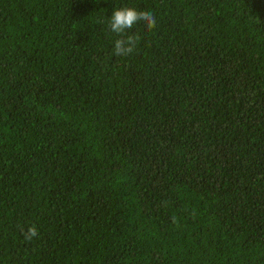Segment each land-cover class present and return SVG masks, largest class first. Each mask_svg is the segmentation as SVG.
<instances>
[{"label": "trees", "instance_id": "16d2710c", "mask_svg": "<svg viewBox=\"0 0 264 264\" xmlns=\"http://www.w3.org/2000/svg\"><path fill=\"white\" fill-rule=\"evenodd\" d=\"M0 264H264V0H0Z\"/></svg>", "mask_w": 264, "mask_h": 264}, {"label": "clouds", "instance_id": "9594fccd", "mask_svg": "<svg viewBox=\"0 0 264 264\" xmlns=\"http://www.w3.org/2000/svg\"><path fill=\"white\" fill-rule=\"evenodd\" d=\"M138 23H143L151 31L157 26V18L153 12L140 11L131 6L116 7L111 16H109L108 24L110 30L120 36L115 41V55L128 56L134 52L139 43V37L127 35L126 33ZM37 235L38 229L35 225L30 227L25 233V237L28 240Z\"/></svg>", "mask_w": 264, "mask_h": 264}]
</instances>
